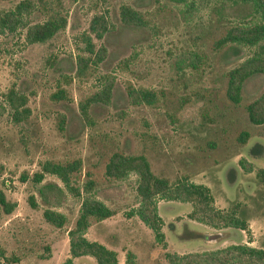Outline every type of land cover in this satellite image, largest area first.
Instances as JSON below:
<instances>
[{"label": "rangeland", "instance_id": "obj_1", "mask_svg": "<svg viewBox=\"0 0 264 264\" xmlns=\"http://www.w3.org/2000/svg\"><path fill=\"white\" fill-rule=\"evenodd\" d=\"M17 1L0 0V10ZM32 1L29 23L61 14L66 24L44 43H26L24 28L0 31V189L15 203L10 213L0 209V264H60L68 256L66 229L77 215L80 196L65 193L53 207L66 216L62 226L43 219L48 204L30 175L44 159H80L73 183L92 179L93 195L114 210L101 220L90 218L85 236L115 250L117 264H126L127 252L128 264H167L165 252L202 251L235 242L264 248V122H250L245 110L264 90V72L245 78L239 101H230L226 71L254 47L237 45L233 52L226 44L215 45L229 25L247 23L254 16L235 19L217 0ZM121 4L138 10L145 25L122 24ZM94 14L103 15L109 25L101 38L92 37L95 48L103 46L105 54L76 74L80 34L88 32ZM106 80L112 84L108 103L87 105L82 117L80 104ZM11 87L26 96L29 113L19 121L10 118L4 100ZM129 87L154 90L157 99L151 105L131 104ZM57 88L63 89L60 97L53 95ZM242 131L247 132L244 141ZM252 147L257 150L252 152ZM112 152L143 154L153 173L170 182L185 177L205 184L216 207L238 204L236 214L245 219L246 229L216 230L187 217L189 202L156 198L163 233L156 240L134 213L136 174L130 171L118 179L104 174ZM45 182L61 186L51 174L40 184ZM183 226L204 237L178 238ZM185 235L192 234L186 230ZM3 256L16 260L5 262ZM72 259V264H97L90 255Z\"/></svg>", "mask_w": 264, "mask_h": 264}, {"label": "trees", "instance_id": "obj_2", "mask_svg": "<svg viewBox=\"0 0 264 264\" xmlns=\"http://www.w3.org/2000/svg\"><path fill=\"white\" fill-rule=\"evenodd\" d=\"M182 2L185 0H170ZM221 7H226V13L238 19L254 16L255 19L244 22H234L229 25L224 33L216 40L217 47L226 44L236 51L237 45L254 47L251 54L243 58L236 65L226 71V97L236 103L239 101V92L242 82L254 73L264 72V0H217ZM32 0H18L10 8L0 10V31H14L24 28V40L26 43H44L51 39L66 24L65 16L52 14L40 22L29 23L27 15L33 8ZM119 19L126 26L142 27L145 21L140 12L127 4H121L118 9ZM109 30L106 19L101 14H94L88 23V32H82L80 39L82 53L75 54V72L83 73L90 66L103 59L105 49L103 46L95 48L92 37L101 38ZM230 54H233L232 51ZM84 52V53H83ZM194 60V58H193ZM193 63V62H192ZM111 82L106 80L99 89L92 92L86 100L80 104V113L86 115V107L91 103L101 102L107 104L111 94ZM55 96H62L63 89L57 88ZM129 103L153 104L157 99L154 90L137 87L127 88ZM4 100L10 109V118L13 121L22 120L29 113L25 106L26 96L17 92L12 87L4 93ZM247 118L254 124L264 122V90L252 101L245 105ZM247 132L239 134L240 140L244 141ZM264 136V131H263ZM257 149L251 148L254 152ZM238 163L249 170L250 166L243 163L242 158ZM37 170L30 175L31 181L37 186L40 198L48 204L42 209L43 219L52 226L60 227L66 221L64 213L53 208L59 205L65 198V193L71 196H80L77 215L72 226L66 229L68 242V256L60 264H72V258L80 255H90L97 264H117L116 251L107 247L97 240H90L85 236V231L90 224V218L101 220L114 213V210L103 201L93 195V180L84 179L80 184H74V173L80 168V159L74 158L69 161L59 162L44 159L39 162ZM136 174L135 191L138 196V204L134 213L138 219L148 226L156 240L162 239L161 218L157 213L156 198L189 202L190 210L187 212L189 219L206 224L216 230L222 228L246 229L245 219L238 216L237 203H231L226 208H219L213 204V198L209 188L199 182H192L185 177L170 182L167 178L158 176L151 170L147 158L141 154H123L112 152L104 165V174L110 178H123L128 172ZM45 174L54 175L61 182V186L55 182L40 184ZM23 178V176H21ZM30 206L35 202L32 196L27 197ZM15 206L14 202L8 201L0 189V209L3 213H10ZM192 235H185V231ZM193 232V233H192ZM219 231L216 232V234ZM223 234L225 232H222ZM188 236V237H186ZM177 237L180 239H194L204 237V233L195 232L186 227ZM126 253V264H128ZM167 264H264V248L253 246L243 242L229 243L227 245L202 250L188 251L184 253L165 252ZM5 262H13L16 258L3 256Z\"/></svg>", "mask_w": 264, "mask_h": 264}, {"label": "crops", "instance_id": "obj_3", "mask_svg": "<svg viewBox=\"0 0 264 264\" xmlns=\"http://www.w3.org/2000/svg\"><path fill=\"white\" fill-rule=\"evenodd\" d=\"M187 203V202H186ZM190 208H191V206H190ZM190 208H189V210H190ZM188 210V211H189ZM111 216V215H110ZM192 220V219H191ZM193 221V220H192ZM195 221V220H194ZM91 240H97V241H99L98 239H91ZM100 242V241H99ZM108 247V246H107ZM186 252V251H185ZM179 253V252H178ZM182 253V252H181ZM72 261H73V259H72ZM117 263H118V260H117Z\"/></svg>", "mask_w": 264, "mask_h": 264}]
</instances>
